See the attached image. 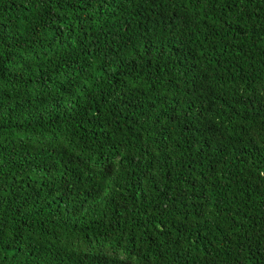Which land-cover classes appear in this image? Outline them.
Listing matches in <instances>:
<instances>
[{"label": "trees", "instance_id": "trees-1", "mask_svg": "<svg viewBox=\"0 0 264 264\" xmlns=\"http://www.w3.org/2000/svg\"><path fill=\"white\" fill-rule=\"evenodd\" d=\"M0 264H264V0H0Z\"/></svg>", "mask_w": 264, "mask_h": 264}]
</instances>
